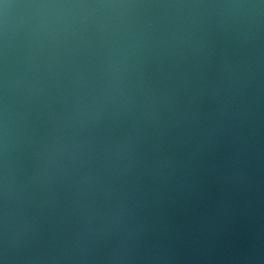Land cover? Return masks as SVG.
Instances as JSON below:
<instances>
[{
  "label": "water",
  "instance_id": "water-1",
  "mask_svg": "<svg viewBox=\"0 0 264 264\" xmlns=\"http://www.w3.org/2000/svg\"><path fill=\"white\" fill-rule=\"evenodd\" d=\"M0 264H264V0H0Z\"/></svg>",
  "mask_w": 264,
  "mask_h": 264
}]
</instances>
